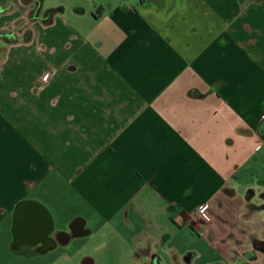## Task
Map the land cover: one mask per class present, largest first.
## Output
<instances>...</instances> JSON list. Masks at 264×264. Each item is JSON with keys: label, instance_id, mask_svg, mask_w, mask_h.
Here are the masks:
<instances>
[{"label": "crops", "instance_id": "obj_1", "mask_svg": "<svg viewBox=\"0 0 264 264\" xmlns=\"http://www.w3.org/2000/svg\"><path fill=\"white\" fill-rule=\"evenodd\" d=\"M57 4L53 25L75 37L68 54L46 46L50 67L34 84L19 81L25 86L10 108L28 131L0 163V230L29 202L51 218L52 240L46 249L42 241L11 249L54 253L88 234L77 203L107 230L110 247L127 238L132 262L155 253L161 264H240L251 252V264H264V251L253 248L264 242V212L245 198L252 188L250 202L264 201V0ZM33 7L0 0V34L20 38L36 22L28 20ZM50 179L71 193L69 220L79 218L85 233L56 237L65 231H55L53 212L32 197ZM184 233L192 241L174 242Z\"/></svg>", "mask_w": 264, "mask_h": 264}, {"label": "rangeland", "instance_id": "obj_2", "mask_svg": "<svg viewBox=\"0 0 264 264\" xmlns=\"http://www.w3.org/2000/svg\"><path fill=\"white\" fill-rule=\"evenodd\" d=\"M58 1L38 0L40 5L35 19L36 22H32L34 24H31V27L27 25V30L24 33L20 31V38H18V35H15L14 30L10 33L6 32L7 34H0V47L3 46L7 49L5 53H3L4 48L1 50L2 52L0 51V156L4 157L0 160L1 164L9 163V157L15 147V135L25 137L28 131L27 123L24 120L18 122L14 111L12 110L11 112L10 108L13 102L11 101V97L14 91L25 86L24 83L21 86L19 81L24 80L26 83L30 84L32 82L34 84L39 71L49 69L50 67H46L47 63L44 59V56H46V46L56 48L57 52L61 51L65 53L67 51L68 54L69 50L66 49V44H69L75 37L73 30L67 29V26H61L59 22L53 25L55 16H59L60 14L55 9ZM67 1L72 4V0ZM65 4L68 3L65 2ZM50 11H54L53 14L49 13ZM50 15H52V24H45L44 20L50 17ZM62 16L65 18L64 14ZM100 27L101 25H99ZM27 31H32L31 36L33 35V39L31 43L23 42ZM14 36L16 37L15 41L18 39L16 44H7L3 40V37H5L7 38L6 41L10 42L9 38ZM15 70L21 71L17 78L14 76ZM16 149L18 157H24V146L17 144ZM50 175L53 176L55 174L52 173ZM51 181L52 179H50V182L48 180V185L35 189V192L33 191L35 195L32 197L37 196L53 212L55 231L64 230L70 232L72 220L69 219L72 217L71 210L74 208L72 207L74 205L73 198L67 189L64 190L62 186L56 187L57 185H54ZM257 201L258 199L256 198L254 203L258 204L256 203ZM74 206L76 211L86 213L88 219L86 226L90 229V232L83 236H72L67 245H60L56 252L51 253L48 251L45 254L30 253L22 255L11 249L15 243L12 230L14 209L11 215L12 220H7L6 222L7 229L0 230V262L4 264H80L82 258L88 256L93 259V264H142L137 261L132 262L133 256L130 254L126 237L123 239L114 237L113 241L118 240V243L110 247V243H107L105 237L107 230L104 227L97 229L100 227V222H96L90 215V212L85 208L88 206H81L77 203ZM258 211L264 212V209H258ZM4 233H6V236H4ZM184 234L175 237L174 242L179 241L185 244L192 241L191 234L189 236L186 234V237L183 236ZM57 255H60L59 258L56 261H52L53 257ZM168 257L172 259L171 253Z\"/></svg>", "mask_w": 264, "mask_h": 264}, {"label": "flooded vegetation", "instance_id": "obj_3", "mask_svg": "<svg viewBox=\"0 0 264 264\" xmlns=\"http://www.w3.org/2000/svg\"><path fill=\"white\" fill-rule=\"evenodd\" d=\"M28 204L29 202H21L14 208L15 220L13 224V232L15 243L31 244L36 241H42L45 247L44 249H46L51 243V234L53 231H51L49 235L44 236V233L49 229V222L45 219L43 213L38 208L29 206ZM82 224L83 222L79 218H75L70 223L71 231L59 232L56 237L63 242L71 235L85 233L81 230ZM256 247L264 251V242L256 243ZM135 255L139 258L140 252H137ZM245 261L248 262L250 260ZM80 264H93V259L85 256L82 258ZM146 264H161V258L157 254L152 253L149 255L148 263Z\"/></svg>", "mask_w": 264, "mask_h": 264}, {"label": "trees", "instance_id": "obj_4", "mask_svg": "<svg viewBox=\"0 0 264 264\" xmlns=\"http://www.w3.org/2000/svg\"><path fill=\"white\" fill-rule=\"evenodd\" d=\"M24 3H29V2H33L34 3V7L29 11V14H28V20L29 21H34L37 17V13H38V8H39V2L38 0H22ZM54 11H50L49 13L53 14ZM52 22V15H50V17H48L47 19L44 20V23L45 24H50ZM3 34H7L6 32H1V35ZM31 36V32L27 31V33L25 34L24 36V39L25 40H28ZM5 38V37H3ZM7 39V38H5ZM16 40V37H10L9 38V41L10 42H14ZM254 195V190L252 188L248 189L246 192H245V198H246V201L248 203V209H251V210H254V211H257L258 209H264V201L261 202L260 204H255V203H252L250 202V198ZM259 197L261 199L264 200V191L263 192H259L258 193ZM253 257V253L251 252H246L245 253V258L247 260H250L252 259Z\"/></svg>", "mask_w": 264, "mask_h": 264}, {"label": "water", "instance_id": "obj_5", "mask_svg": "<svg viewBox=\"0 0 264 264\" xmlns=\"http://www.w3.org/2000/svg\"><path fill=\"white\" fill-rule=\"evenodd\" d=\"M255 212H257V211H255ZM49 214V213H48ZM50 216V215H49ZM52 231V221H51V218H50V221H49V229L44 233V236H47V235H49V233ZM256 243H258V242H256ZM254 247V249L255 250H261V249H259L258 247H256V244L255 245H253ZM240 264H251L249 261L248 262H241Z\"/></svg>", "mask_w": 264, "mask_h": 264}, {"label": "built area", "instance_id": "obj_6", "mask_svg": "<svg viewBox=\"0 0 264 264\" xmlns=\"http://www.w3.org/2000/svg\"><path fill=\"white\" fill-rule=\"evenodd\" d=\"M206 208H207V204H200L199 206H197L196 211H197V213L199 215H202L203 217H206L205 216V210H206Z\"/></svg>", "mask_w": 264, "mask_h": 264}]
</instances>
